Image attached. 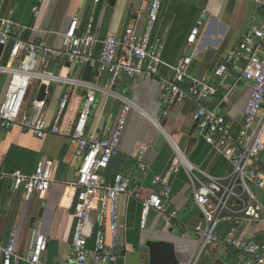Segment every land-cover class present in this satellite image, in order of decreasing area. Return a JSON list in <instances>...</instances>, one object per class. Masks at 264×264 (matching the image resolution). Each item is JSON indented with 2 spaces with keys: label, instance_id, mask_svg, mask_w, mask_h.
<instances>
[{
  "label": "crops",
  "instance_id": "obj_1",
  "mask_svg": "<svg viewBox=\"0 0 264 264\" xmlns=\"http://www.w3.org/2000/svg\"><path fill=\"white\" fill-rule=\"evenodd\" d=\"M150 2L5 0L1 14L15 22L18 37L57 49L61 46L62 34L74 17L80 19L77 34L81 35L89 25L98 41L109 34L121 37L129 26L141 32ZM35 7L37 13L33 10ZM203 11H206V18L199 27L196 43L189 45L188 34ZM263 20L262 9L252 0H163L151 36V44L163 62L159 74L172 76L170 66L177 64L196 47L197 53L191 60L188 73L217 88L208 105L218 107L230 129L237 132L252 85L248 80H238L246 57L235 67H230L224 77L216 76L214 69ZM258 45L260 49L264 48V37ZM99 49L100 42L94 50L96 55ZM10 64L16 66L17 62L13 60ZM86 66L63 58H50L36 68L54 78L46 83L33 78L25 106L36 99L39 86L44 84L45 117L47 123L52 124L60 99L67 95V107L58 122L59 133H48L39 138L31 132L22 131L17 125L0 128L1 169L29 174L39 161L48 159L53 162L52 176L56 181L42 194L15 189L9 178L0 181V244L5 245L14 232L15 251L25 255L32 248L36 235L43 234L47 239L45 264L71 263L70 241L76 190L67 182L75 176L80 158L68 135L88 94L94 96L88 118L90 127L98 126L102 109L111 95L105 124L98 126L100 131L104 132L115 121L124 103H130L131 108L118 144V154L110 160L102 175L107 183L118 173L128 176L137 194L120 199L119 245L114 249L118 255L116 264H155L146 247L148 240L170 243L178 264L190 263L199 249L194 227L201 220V212L193 201L194 182L196 178L206 182L207 177H224L231 170L229 161L199 135L195 104L191 99H184L167 108L160 96L157 77H112L107 73L99 74L94 68L86 73ZM8 83L9 76L5 75L3 85L0 84V96ZM187 83L185 80L182 86L186 87ZM178 156L182 164L178 171L171 172ZM139 159L146 165L144 171L137 167ZM166 176L170 189L167 204L176 211V218L167 227L160 214L150 211L142 225L141 200L152 192H158L163 186L160 179ZM250 189L264 206L263 189L257 185H251ZM99 200L100 193L97 192L85 221L84 232L89 249L93 248L98 231L104 235L107 245L110 244L107 219L99 225ZM262 217L258 221L242 219L236 226L237 235L248 242L264 244V212ZM231 225H234L233 222L228 220L218 223V240L204 246L196 264H242L238 251L225 241ZM214 256L217 258L215 262L212 260Z\"/></svg>",
  "mask_w": 264,
  "mask_h": 264
},
{
  "label": "built area",
  "instance_id": "obj_2",
  "mask_svg": "<svg viewBox=\"0 0 264 264\" xmlns=\"http://www.w3.org/2000/svg\"><path fill=\"white\" fill-rule=\"evenodd\" d=\"M254 1L264 13V0ZM5 0H0V45L13 40L9 54V63L0 65V74L9 76L5 92L0 96V128L14 125L24 132H31L42 138L48 133H59V118L68 103L67 95L59 101L57 116L52 124L45 117V100L33 99L25 106V100L33 78L46 83L54 76L37 71L50 58H63L79 66H89L99 74L107 73L112 77L124 75L136 78L149 75L158 78L161 99L169 108L184 99H191L195 104L196 127L204 141L222 153L231 165L230 172L224 177H207L204 182L195 180L193 185V201L201 212V220L194 231L199 238V249L194 259L188 264H196L204 246L218 240L216 226L222 220L232 221L225 241L238 251L242 264H264V244L248 242L237 235V224L242 220H262L264 206L256 200L251 185H257L264 191V48L258 42L264 37V20L242 42L215 67L216 76H225L230 67L246 57L245 64L239 70V79L251 82L250 95L243 110V119L237 132H233L218 107L208 105L217 88L203 79L192 76L188 69L192 58L197 53L194 47L189 55L184 56L177 64L170 66L172 76L159 74L162 59L151 44V36L157 21L163 0H151L147 12V20L141 32L133 27H126L122 36L107 35L98 41L89 25L84 32L77 34L79 17L72 18L69 27L62 34L61 46L57 49L43 43L23 40L15 33L17 25L13 20L1 14ZM34 12L37 13V7ZM203 11L196 24L188 34V44L194 45L199 27L206 18ZM100 42L98 55L94 50ZM16 60V66L10 64ZM187 81V86L182 83ZM94 102L93 94H88L80 108L79 115L68 135L69 142L75 146L80 164L75 176L67 182L76 190L73 204V229L70 241V264H116L118 255L114 249L119 245L120 212L119 203L122 197L137 195L131 187V180L123 174H116L111 182H106L102 172L110 160L118 154V144L124 131L130 103H124L115 121L108 125L104 132L98 126L90 127L88 118ZM165 113V112H164ZM52 160H41L32 173L25 174L20 170L5 171L0 168V181L9 178L13 188L26 192L42 194L55 180L52 176ZM178 156L171 172L181 166ZM139 170L144 171L146 165L139 159ZM159 179V178H157ZM162 188L150 193L141 200L142 225L150 211L161 215L164 226H170L176 218V211L169 208L167 199L170 189L167 176L160 179ZM100 193L99 225L106 218L110 236V244L105 242L104 235L98 231L92 249L87 247V236L84 232L85 221L91 208L95 194ZM232 201V202H231ZM238 205V206H236ZM47 239L37 234L32 248L27 254L15 251V234L12 232L5 245L0 244L2 264H45ZM213 257V262L216 260Z\"/></svg>",
  "mask_w": 264,
  "mask_h": 264
},
{
  "label": "water",
  "instance_id": "obj_3",
  "mask_svg": "<svg viewBox=\"0 0 264 264\" xmlns=\"http://www.w3.org/2000/svg\"><path fill=\"white\" fill-rule=\"evenodd\" d=\"M13 45V40H10L6 45H0V65L6 66L9 63V54ZM90 70L89 66L85 67V72ZM46 86L41 84L37 93L36 100H43L45 97ZM112 102V96L109 95L102 109L99 118L98 126L102 127L105 124V119ZM150 259L155 264H178L172 253V245L159 240H148L146 242Z\"/></svg>",
  "mask_w": 264,
  "mask_h": 264
},
{
  "label": "rangeland",
  "instance_id": "obj_4",
  "mask_svg": "<svg viewBox=\"0 0 264 264\" xmlns=\"http://www.w3.org/2000/svg\"><path fill=\"white\" fill-rule=\"evenodd\" d=\"M4 81H5V75L0 74V84L3 85ZM0 91H1V89H0Z\"/></svg>",
  "mask_w": 264,
  "mask_h": 264
},
{
  "label": "trees",
  "instance_id": "obj_5",
  "mask_svg": "<svg viewBox=\"0 0 264 264\" xmlns=\"http://www.w3.org/2000/svg\"><path fill=\"white\" fill-rule=\"evenodd\" d=\"M28 97V96H27ZM27 97H26V99H27ZM25 103H26V100H25Z\"/></svg>",
  "mask_w": 264,
  "mask_h": 264
}]
</instances>
